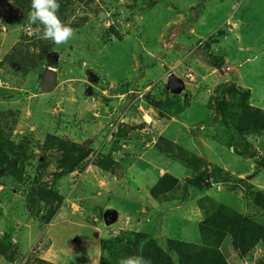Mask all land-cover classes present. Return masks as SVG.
Wrapping results in <instances>:
<instances>
[{
  "label": "rangeland",
  "instance_id": "rangeland-1",
  "mask_svg": "<svg viewBox=\"0 0 264 264\" xmlns=\"http://www.w3.org/2000/svg\"><path fill=\"white\" fill-rule=\"evenodd\" d=\"M200 1L156 0L148 12H140L141 8L137 6V13L131 16L127 10L134 0H95L90 8H95L96 12L86 11L89 19L85 26L74 30L75 36L68 44L53 48L51 54L56 57L49 61L56 60L51 63V68L57 73V87L50 93L40 94L35 88L37 75L29 74L23 82L27 93L23 96L27 97L22 96L12 102L0 101L1 110L21 109V120L32 131L37 125L30 123L31 107L39 98L41 104L38 107L42 109V104H45L47 111L59 116L60 123L55 134L78 144L92 140L91 155L104 146L92 162L91 171L77 185L75 179L67 178L58 184L57 189L64 200L51 223L42 230H38L37 222L21 210L24 186H20L22 188L17 192L11 186L7 189L0 187V196L3 194L2 197H5H0V237L4 233L10 234L27 253L40 239L37 247L43 250L42 257L59 264H107L103 261L100 241L111 235L115 238L113 233L117 230L143 231L155 234L157 239L178 237L192 241L195 222L200 215L196 202L206 197H231V194L224 190V182L223 185L212 186L195 199L157 205L150 198L149 190L159 176L169 173L181 183L189 178L186 169L154 150L160 136L212 166L234 175L241 172L240 177L248 178L251 184L264 189V171L253 173L249 161L232 154L221 141L220 128L213 126L203 130L204 127H200L199 131L196 130L198 124L213 112L207 104L221 83L234 81L235 84L249 86L253 95L250 103L264 106V5L260 3L264 0L256 3L252 0H202L207 6L197 19H191L195 13L192 10ZM20 2L26 4V0ZM14 5V0H0V61L21 34L34 36V28L30 24L21 26L18 17L22 11ZM173 5L183 11L182 15H177L175 26L167 21L171 14L173 16ZM81 11L73 16L71 22L82 17ZM112 27L119 36L106 33ZM175 28L177 31H174ZM23 29L28 31L23 32ZM173 31L179 34L178 37H170ZM218 32H223L224 36L216 37ZM211 35L214 38L212 42L222 40L210 50L223 54L225 66H228L222 69L225 74L228 73L224 80L217 73L206 78L205 58L195 51L187 57L188 53H182L176 46L177 43L181 49L182 45L190 49L198 44V39L205 43L206 36ZM164 44L173 45L167 52L169 59L159 57L164 52ZM177 59L196 66L189 67L194 75L190 83L179 75L184 66L178 67ZM5 74V70L0 68V75ZM170 75H178L185 82L182 95H186L184 100L189 98L190 102L189 108L177 117L175 124H168L165 117L160 118L144 99L147 95L158 97L168 83L169 77L166 76ZM90 76L94 81H90ZM6 77L11 80L10 76ZM13 81L19 85L22 79L15 77ZM88 88L91 95L86 93ZM130 91L143 94L142 100L138 101L141 108L138 110H143L145 106L150 110H144L143 117L136 115L135 118L133 114V118L124 122L127 125L121 129L126 131V140L120 138L123 140L117 145H114L113 139L103 141L111 129L110 123H114L120 115L121 97ZM167 124L168 128H163ZM43 128L49 130L48 127ZM22 132L17 129L14 134L22 137ZM210 134L214 138H210ZM38 138V135L35 136V139ZM43 139L44 136H41L38 140ZM110 149L114 159L122 164L124 172L115 168L110 173L96 166L97 160L108 155ZM34 152L39 153L38 150ZM34 170V164L27 167L28 174ZM6 191L11 192L8 194ZM236 204L239 206V202L236 201ZM97 208L115 211L117 218L106 224ZM113 215V212L108 214L109 218ZM223 252L228 260L235 256L228 243L224 244ZM231 264L249 263L238 261Z\"/></svg>",
  "mask_w": 264,
  "mask_h": 264
},
{
  "label": "trees",
  "instance_id": "trees-1",
  "mask_svg": "<svg viewBox=\"0 0 264 264\" xmlns=\"http://www.w3.org/2000/svg\"><path fill=\"white\" fill-rule=\"evenodd\" d=\"M155 1L134 0L131 3L132 7L127 11L133 16L137 13L136 7L139 6L140 12H148L154 7ZM204 1L201 0L199 5L194 7L196 9H190L195 12L191 19L195 17L197 19L201 10L207 6ZM14 2V6L22 11L18 17L21 26L29 24L31 0H26V4L21 3L20 0ZM58 2L60 8L57 15L64 24L74 30L85 26L84 23L89 19L86 11L93 14L96 12L95 8H90L95 0H58ZM252 2L256 3L258 0ZM260 3L264 5V2L260 1ZM172 8L173 16L171 14L167 21L175 20L177 15L183 13L177 5H173ZM80 10L85 13L84 16L82 14V17L71 22L73 16ZM138 15L142 16V14ZM31 27L35 29L36 25ZM172 28L173 26L170 31ZM101 30L105 29L101 28ZM108 32L119 36L113 27L106 31ZM212 36H206L205 43H202L201 38L198 39L197 45L190 49L186 47L184 51L179 44L176 46L182 53L187 52V57H191L195 51L205 58L206 67L221 71L224 67H228L225 66L223 54L210 49L220 44L222 40L219 43L212 42L214 40ZM223 36V32H218L216 35L219 38ZM54 47H56L54 43L42 39L35 31L33 37L21 34L0 61V68L6 72L5 75H0V101L12 102L27 94L23 84L26 76L33 74L39 79L46 68L53 67L47 61V55L54 51ZM177 60L179 66L183 64L184 72L191 73L189 67H196L184 60ZM6 75L10 76L11 80ZM15 77L22 79L19 85L13 81ZM179 86L182 85L177 81L171 85L167 83L158 97L152 98L149 95L144 97L148 104L146 105L154 108L159 117H165L168 123L172 118L178 119L177 117L189 108V98L186 99L188 102L183 99L181 91L178 92ZM250 98V90L238 86L234 81L221 83L215 88L210 103L207 104L208 109H212L213 112L198 124L196 130L199 131L200 127H204L203 130L213 126H216V129L220 128L223 145L235 156L249 161L253 173H259L264 171V109L253 106ZM38 99H35L31 107L32 115L29 120L30 123L37 125L32 131L29 130L27 123L21 120V109H0V187L7 189L11 186V189L17 192L22 188H19L20 186H24L21 210L27 217L37 222L38 230H42L51 223L64 200V196L57 189L58 184L74 170L84 169L83 161L93 152V148L92 140L78 144L55 134L60 123L59 116L47 111L45 104H42L44 105L42 109L38 107L41 104ZM129 99H133V96H129ZM138 106V102L131 106L133 113L141 114ZM122 124L118 125L113 133L114 145L119 144L125 137L126 131H122L121 128L127 123ZM43 127H48L49 130ZM17 129L23 131L22 137L14 134ZM37 135L38 139L44 136L43 141L35 139ZM209 136L214 138L211 134ZM154 145V150L159 155L182 166L189 174V178H185L183 183L169 173L159 176L149 190L150 198L155 200L157 205L164 206L173 201L186 202L195 199L212 186L223 185L224 182V190L231 194V197L225 195L222 198L206 197L196 202L199 205L200 215L199 220L195 222L192 241L178 237L157 239L155 234L143 231L117 230L113 233L115 238L111 235L100 241L103 261L107 264H119L122 258L143 256L148 264H231L238 261L264 264V189L251 184L247 178L240 177L241 172L234 175L223 168L212 166L162 136L158 137ZM102 149H98L100 150L98 153ZM35 150L39 153H35ZM108 152V155L97 160L96 166L102 171L109 170L110 173L115 168L124 172L122 164L114 159L113 150L110 149ZM33 164L35 170L28 174L27 167ZM6 192L9 194L11 191ZM2 196L0 197L5 198ZM236 201L239 202V206ZM97 210L100 211L102 221L106 224H111L117 218L115 211L102 210V208ZM110 212L114 214L111 218L108 216ZM39 241L40 239L27 253L10 234H2L0 264H59L42 257L43 250L37 247ZM225 243L229 244L235 254L229 260L223 252Z\"/></svg>",
  "mask_w": 264,
  "mask_h": 264
},
{
  "label": "clouds",
  "instance_id": "clouds-1",
  "mask_svg": "<svg viewBox=\"0 0 264 264\" xmlns=\"http://www.w3.org/2000/svg\"><path fill=\"white\" fill-rule=\"evenodd\" d=\"M59 8H60V4H59L58 0H31V10L28 14L29 24L30 25H36V28L34 29V31L38 35H40V37L42 39L50 41V42L54 43L56 46L68 44L69 41H71L75 36L74 29L71 28L70 26H67L66 24H64L61 21V19L59 18V16L57 15ZM23 32H25L24 29H23ZM183 73H185V72L183 71L180 73V76L182 79H183ZM182 82H183L184 87H185L184 81H182ZM130 92H132V91H130ZM135 92H139V91H134L132 93H135ZM134 97L135 96H133V98ZM123 108H124V105L121 104L120 105L121 111L123 110ZM146 109L150 110L148 108H144L142 110V112L139 111L141 113L140 114L141 117H143V115L145 113L144 110H146ZM133 114H135V113H133ZM128 119H131V117H129ZM105 137L107 138V136H105ZM106 138L104 141H106ZM83 164L86 165L85 160L83 161ZM74 171H76V170H74ZM86 173H88V172H86ZM86 173L84 175H86ZM70 174L68 175V177H66L67 180L74 179L70 176ZM83 178H84V176L81 179H83ZM75 183H76V181H75ZM119 264H148V261H146L143 258V256H130L127 258H122L119 261Z\"/></svg>",
  "mask_w": 264,
  "mask_h": 264
},
{
  "label": "built area",
  "instance_id": "built-area-1",
  "mask_svg": "<svg viewBox=\"0 0 264 264\" xmlns=\"http://www.w3.org/2000/svg\"><path fill=\"white\" fill-rule=\"evenodd\" d=\"M24 31L25 32H27L28 30H26V29H24ZM29 35V34H28ZM193 76L194 75H192L191 73H187V72H185V73H183V80L185 81V80H187L188 81V83H190L191 81H193ZM185 83V82H184ZM130 95H132V96H135L133 99H131V100H129L128 101V99L129 98H127L128 96H130ZM122 103L121 104H123L124 105V109L121 111V112H119L120 113V115L118 116V119H117V117H116V120H115V122L114 123H110V125H109V127L111 128V129H109V132L107 133V138H106V141H108L109 139L111 140L112 139V137H113V133H114V131H116V128H117V126L119 125V124H121V123H124L128 118H129V113L130 112H132V108H131V106L133 105V104H136V102H138L139 100H142V98H143V94L142 93H140V92H135V93H132V92H128L127 94H125V95H123L122 97ZM138 108H140L139 106H138ZM141 109V108H140ZM139 111H141L142 112V110H139ZM98 151L99 150H97L96 152H94V154H90L86 159H85V163H86V165H85V168L81 171V170H76V171H74V172H72L71 174H70V176L72 177V178H74L75 179V181H76V183H75V185H77V183L81 180V178L84 176V174L86 173V172H90L91 171V164H92V162L97 158V154H98Z\"/></svg>",
  "mask_w": 264,
  "mask_h": 264
},
{
  "label": "water",
  "instance_id": "water-1",
  "mask_svg": "<svg viewBox=\"0 0 264 264\" xmlns=\"http://www.w3.org/2000/svg\"><path fill=\"white\" fill-rule=\"evenodd\" d=\"M54 57H56V56H54ZM55 61L56 60L54 59V62ZM219 73H222V71H219ZM57 81L58 80H57L56 71L54 69H52L51 67H49V68L45 69L43 71L42 75L39 77L35 88L37 89V91L39 93L47 94V93L52 92L57 87ZM90 81H94L92 79V76H90ZM174 81H177V82L181 83L182 86L178 87V92L179 91L183 92L185 90L184 89V84H183L182 80H180V79L171 77L168 80V85L174 84ZM86 93H87V95H91L92 94L91 89L88 88ZM182 96H183V99H184L186 95H182Z\"/></svg>",
  "mask_w": 264,
  "mask_h": 264
},
{
  "label": "crops",
  "instance_id": "crops-1",
  "mask_svg": "<svg viewBox=\"0 0 264 264\" xmlns=\"http://www.w3.org/2000/svg\"><path fill=\"white\" fill-rule=\"evenodd\" d=\"M177 19H178V17H177L175 20H173V22H172V20H169L168 22L171 23V25H177V23H178V20H177ZM176 20H177V21H176ZM230 29H231V28H230ZM174 31H177L176 28L174 29ZM174 31L171 33L170 37H178L179 34H178L177 32H174ZM175 41H176V40H175ZM162 42H164V40H162ZM175 43H176V42H175ZM176 44H177V43H176ZM172 46H173V45H170V44H168V45H167V44H164V45H163V48H165V49H164V52H162V54L159 55V57L162 56V57H164V59H169L170 56H167V52H168V50H170V48H171ZM179 46H180V48H181V45H179ZM182 46H183L182 50L184 51L185 46H184V45H182ZM164 59H163V60H164ZM178 62H179V61H177L176 63H178ZM196 63H198V62L196 61ZM182 65H183V64H182ZM180 66H181V65H180ZM178 67H179V63H178ZM204 68H205V71H206V72L208 71V74L206 75V78L209 77V76H215L216 73H217V74H220V76L223 78L222 80H224L225 77H227V74H228V73L225 74L223 71H222V73H218L217 70H213V69H211V68H209V67H204ZM178 69H180V68H178ZM231 69H233V68H230V70H231ZM233 70H234V69H233ZM183 71H184V69H183V70H179V72H183ZM231 71H232V70H231ZM231 71H229V72H231ZM179 75H180V74H179ZM166 77H169V78L173 77V78H177V79H179V78H178V77H179L178 75H177V76H176V75H170V76H166ZM166 77H165V78H166ZM214 79H215V78H214ZM216 80H217V79H216ZM237 85H238V84H237ZM238 86L243 87V88H247V89H249V90L251 89L249 86H245V85H242V84H241V85H238ZM251 90H252V89H251ZM251 90H250V93H251V99H252V96H253V95H252V91H251ZM181 93H182V92H181ZM253 106L258 107V106H256V105H253ZM258 108L264 109V106H259ZM130 113H131L132 115L129 116V117H132V118H133V113H132V112H130ZM130 113H129V114H130ZM129 114H128V115H129ZM136 115H140V114H134V117H135V118H137ZM135 118H134V119H135ZM170 123H171V124H175V123H177V120H176V119H171V121H170L168 124H170ZM168 124L165 125V126H163V128H168ZM180 124H181V123H180Z\"/></svg>",
  "mask_w": 264,
  "mask_h": 264
},
{
  "label": "flooded vegetation",
  "instance_id": "flooded-vegetation-1",
  "mask_svg": "<svg viewBox=\"0 0 264 264\" xmlns=\"http://www.w3.org/2000/svg\"><path fill=\"white\" fill-rule=\"evenodd\" d=\"M54 56H55V55H52V54L47 55V61H48L50 64L53 63V62H50L49 59L52 58V57H54ZM40 94H43V93H40Z\"/></svg>",
  "mask_w": 264,
  "mask_h": 264
}]
</instances>
